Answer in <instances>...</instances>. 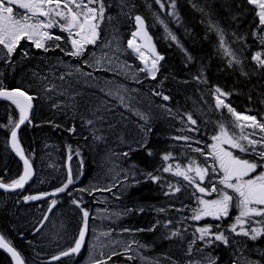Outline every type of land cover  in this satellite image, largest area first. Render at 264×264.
Instances as JSON below:
<instances>
[{"label":"trees","instance_id":"16d2710c","mask_svg":"<svg viewBox=\"0 0 264 264\" xmlns=\"http://www.w3.org/2000/svg\"><path fill=\"white\" fill-rule=\"evenodd\" d=\"M128 1L134 13L144 19L145 30L152 38V45L157 53L164 57L162 61H159L156 79L148 78L146 73L141 72L145 79L143 86L150 96L184 114L193 112L190 101L198 98L204 101L209 98L210 89L219 87L222 92L229 94L224 97L237 112L251 114L264 121V68H258L256 62L252 60L255 52L262 53L264 49V44H261L258 39V35H264V26L259 25L255 10L246 3V0H175V9L171 7L172 0H160V3L156 0ZM112 2L113 0H105L108 11H113ZM161 4L164 6L161 7ZM173 12L175 15L171 14ZM119 28L125 43L136 25L132 20L122 19ZM165 28L171 30L179 43L166 36ZM218 29L223 32L225 42L223 47L220 45ZM53 33L67 36L58 29H55ZM57 43L65 50L70 46L66 40L50 41V50L45 52L35 48L31 43H24L17 47L11 57L0 60V81L9 89L21 87L37 97L34 101L31 123L27 122L18 136L20 147L30 158L34 168V179L31 184L17 192L0 191V235L20 253L25 264H29L30 259L40 260V257L35 251L37 246L33 236L37 225L28 222L29 217L24 215V211L37 221L47 213L52 198L57 201L54 206L56 209L63 208V203L72 204L73 199L86 200L87 192L79 191V189L84 188L86 174L93 169L96 162L91 133L86 123L89 114L85 103H79L81 109L68 106L53 87L55 86L52 72L53 60L64 54L60 48L54 47ZM227 45L231 46L241 63L233 62L229 66L230 59L225 53ZM128 55L138 68L142 67L130 52ZM154 92L168 95L170 99L164 101L161 96L154 95ZM82 109L85 114L82 113ZM9 110V102H0V124L8 123ZM10 114L13 119H18V110L14 106H11ZM154 122L156 128L147 136L148 148L152 150L153 155H147L146 149L137 146L126 151L129 155L125 156L127 160L136 162L147 172L160 170L162 164L160 154L169 150L176 159L184 161V157L178 155L182 148L180 143H174L172 146L173 139L168 126L158 121ZM73 126L76 131L71 133L68 129ZM160 128H162L161 131ZM202 132L198 133L201 140L206 139ZM9 133L8 128H0V181L4 183H10L22 174L20 161L6 147ZM203 142L206 143L205 140ZM69 146L72 150L71 160L68 158ZM202 147L205 148V145L202 144ZM76 150L79 151V156L74 154ZM207 150L205 148V151ZM250 158L253 159L251 156ZM67 163H69L68 167ZM69 166L75 183L70 185L64 193H58L52 198L39 199L36 202L24 201L25 196L48 193L61 187L66 182ZM163 176L164 182L160 181L157 185H164L168 189V184L172 183L173 179L167 174ZM147 185L132 192L133 203L147 204V202L157 201L148 200L152 192H144ZM24 204H26V210L20 212L19 209ZM169 213L174 212L169 211ZM162 214L164 213H157L160 220L164 216ZM143 216H138L137 223V219L127 222L139 227L145 226L151 221V218H148L151 215L147 213ZM229 220L230 216L223 223L213 221V224H224ZM155 230L148 234V241L152 236L159 234V226ZM145 234L144 231L139 233L142 240V235ZM173 241L154 245L157 248L156 252L162 253L172 249L171 252L178 253L176 245H170ZM222 245L213 249L217 264H231L232 259L224 257L228 253ZM186 254L187 251L183 256ZM195 254L197 252L192 251L188 256H195ZM117 258L112 256L110 261ZM0 264H11L2 252H0ZM120 264L136 263L135 259H123Z\"/></svg>","mask_w":264,"mask_h":264},{"label":"rangeland","instance_id":"374dc122","mask_svg":"<svg viewBox=\"0 0 264 264\" xmlns=\"http://www.w3.org/2000/svg\"><path fill=\"white\" fill-rule=\"evenodd\" d=\"M112 7L113 11L107 10L105 13L106 17L110 16L112 19H106L101 24L100 39L97 41L96 45H89L87 51L80 57L66 55L65 52L71 49V46H68V49L63 52V55L53 60L52 67L55 90L61 95L60 97L63 102L68 106L70 105L71 107L81 109L79 108V103L81 104V102H84L89 114L88 119L85 117L87 120H95V117L92 115V110H95L97 107L103 108L106 104V106L111 109V114L105 113V115L108 116L107 121L101 122L96 120L94 124H88L87 126L89 133H91L90 137L93 142L96 162L94 163L93 169L86 174L87 176L83 185L84 188L92 193L89 195V192H87V196H85L87 199L81 201L82 207L90 213L85 242L78 254L62 257L58 261H53L51 259L52 256L59 255L61 251L74 246V240L78 238L79 230L82 226V213L80 209L73 204L63 203V208L56 209L53 207L51 212L47 211L39 220L35 221L34 219L32 220L28 212L24 211L26 210V204H24L19 211H24V215L31 218L28 221L29 223H35V225H37L33 236L36 240L35 246H37L35 251L40 257V260L30 259L29 264H93V262L96 261H105L106 264H120L121 260H128L127 257L129 255L134 257L136 264H173V262H175V264H188V261H201L202 264H207L205 257L211 256L216 258L214 250L221 245L218 244L219 242H216L212 246L205 247L203 241L196 240L198 247L195 251L197 254H195V256H183L186 251L188 252L189 243L195 239L193 234L197 227L212 225L213 231L218 230L215 227L217 224H213V221L204 223L203 220H192L190 218L193 215L192 205L187 207L185 211L183 204H180L177 208H175L176 206L163 204L158 208L151 209L154 217L148 216V218H151V221L147 222L145 226L139 227L132 223H128V227H124V221L131 220L132 218L135 220L138 216L147 214L145 212L147 211L148 205L142 204L141 202L133 203L131 201V195L132 191L141 188V184L147 178L148 172L141 168L140 165L136 164V162L134 163L127 160L123 154L137 147L141 138L145 137V132L141 130L142 127L144 129L150 128L151 131H153V129L156 128L154 121H158V123L168 126L171 130V138L173 139L172 146L174 143H180L182 147L178 155H181V157L183 156L184 161H179V159H176L172 154L173 159H170L167 164H172L173 167H175L176 163L186 166L190 158H195L199 164H204V158L200 156V154L193 152L192 148H204L201 144L205 145V148H207V145L214 143L211 137L218 132L221 123L230 131L236 133H239L240 129L233 127L235 117L228 112L227 108L216 107V96L219 94L215 93V89H210L208 91L209 98L204 99V101L202 99L199 100V98L190 101L193 112L184 114H181L173 107L165 106L154 97L150 96L143 86L145 79L141 72L138 71L139 68L137 64L130 60L128 52H130L141 65H143V63L132 53V50L127 47L128 40L125 43L123 42L122 33L119 28L122 19L132 20L133 23H135L134 17L137 14L134 13L133 7L128 0H125L124 4L121 3V0H113ZM55 29L59 30V28H53L51 31L53 32ZM134 31H136V28ZM165 31L166 36L171 38V36H169V32L172 34L171 30L165 28ZM130 38L131 36L129 39ZM137 42L142 46V49H145L147 52V49L143 47L144 41L141 40L139 36L137 37ZM175 42L179 43L178 39H176ZM24 43L31 42L22 40L19 45H24ZM150 43L152 44L151 41ZM229 50L238 58L231 46L227 45L225 46V53L229 59H233L232 56L227 54ZM5 52L6 50H0V60L6 57ZM262 54H264V49ZM79 58L80 60H78ZM97 59L100 60L99 64L95 63ZM85 61H87V63H85ZM149 63L150 66L151 57H149ZM77 69H80V71H77ZM144 73H146L147 77L149 76L147 72ZM62 75L64 76L63 80L60 79ZM148 78H150V76ZM109 92L113 93V95H108ZM120 96L124 97L123 104L119 99ZM220 98L224 99L225 103L229 104L224 96ZM82 113L85 114L83 109ZM137 113L147 117V120L141 119L140 115ZM100 114L101 113H97V115ZM188 114H191L193 119L197 121L196 125H192L188 121ZM257 119L264 122L262 119ZM240 123L248 122L241 121ZM109 124H112L113 127H109ZM199 128L201 130L203 129L202 131L205 132V136H208L204 139L206 143L195 136L202 132ZM191 129L195 130L193 131ZM161 130L162 128H160V131ZM151 131L147 132L146 139ZM251 131L252 129L245 128L246 133ZM256 131L259 133L258 129ZM96 136H102L103 139L97 140L95 139ZM184 136L191 137L192 139L187 142L174 139L175 137ZM255 138L258 139L259 136ZM196 141H200V143L197 144ZM188 144H191V148L188 147ZM225 147H227V145H225ZM170 151L171 150L160 154L162 163L160 172L164 175L173 176L171 173H164L162 171L163 167L167 166L162 156L166 153H171ZM232 151H234L236 155H241L244 158H246L245 155L249 156L248 154L239 153L238 150ZM250 156L253 157L254 155ZM131 162L132 164L134 163V165H132ZM190 175L195 174L190 173ZM209 177L213 182L218 180L215 175H210ZM177 179L183 182H179L178 186L184 188L183 184H186V182L180 177H177ZM171 184L177 185L174 181ZM187 186L190 187L189 185ZM108 187L112 188L111 192H95V189H104ZM130 202L132 203L130 204ZM166 203L178 204L184 203V200H177V202L166 201ZM141 208L143 211H140ZM159 208H164L166 210L163 212L164 216L161 220L157 217V212H159L157 209ZM134 209H136L135 212ZM170 209H173V212L176 211V214L169 213L168 210ZM177 209L180 210L178 211ZM235 209L236 208L233 207L230 210V220L228 222L219 224L221 226L220 230L226 231L231 223L234 222L235 216L238 215L239 212L238 209L236 211ZM45 215L48 216L47 220L43 219ZM169 220H171L172 223L168 225V227H165L164 225ZM41 221H43V223H41ZM157 221L160 223L157 224ZM137 222L138 219L136 220V223ZM153 225H156V227L159 226V234L152 236L151 240L147 241L150 245H147L146 242L140 238L139 232L136 230L143 227L147 229ZM37 229H39V231H37ZM125 229H129L130 231H125ZM177 229L180 235L172 237L171 239H166V237L170 236L171 231ZM154 231H150L149 233ZM226 234L230 237V243L228 247L224 245H222V247L228 253L224 256L225 259H232L231 264H247L248 261H259L260 264H264V255H262V253H264V236H261L256 241H251L244 236H235L227 231ZM196 235L198 236L199 234L196 233ZM174 239L176 240L173 241ZM233 240L238 243L233 244ZM165 241H173L170 245H176V250H179V252H171V249V251L166 250L160 254L155 253L154 245L162 244V242ZM129 245L131 246L130 251L125 252L126 246ZM193 245L192 250L194 247ZM199 249H203V251H199ZM109 256H117L118 262H116L117 259L110 261Z\"/></svg>","mask_w":264,"mask_h":264},{"label":"snow or ice","instance_id":"6c2138e0","mask_svg":"<svg viewBox=\"0 0 264 264\" xmlns=\"http://www.w3.org/2000/svg\"><path fill=\"white\" fill-rule=\"evenodd\" d=\"M125 0H121L124 4ZM160 3V0H156ZM246 3L253 7L255 15L258 17L259 25L264 26V0H246ZM164 5L161 4V7ZM108 5L105 0H0V50H6L5 56L11 57L22 40H26L32 43L37 49H42L47 52L50 50V41H65L70 44L71 49L66 51L65 54L72 57L83 56L87 51L89 45H96L100 39V26L107 19L111 20L112 17H106ZM171 7L175 9V0H172ZM22 10V11H18ZM175 15V12L171 13ZM136 31L131 33V38L127 41V47L134 53L138 54L139 59L143 63V67L139 68L140 72H147L151 79H156L159 71V61L164 59L159 55L154 47L150 43L151 37L145 30L144 19L136 15L134 17ZM53 28H59L62 33H66L67 36L55 35L51 30ZM220 32V45L224 46L223 32ZM258 35V34H257ZM144 41L143 47L147 49L149 55H145L142 51V46L137 43V37ZM172 40L177 38L169 32ZM258 39L261 44H264V35H258ZM110 46V45H109ZM55 48H60V44L54 45ZM61 51L65 49L60 48ZM233 59L228 61L229 66L233 62L239 64L241 61L235 57L234 53L230 50L227 52ZM26 55V53H25ZM149 57H151V66L149 67ZM252 60L256 62L258 68H264V54L260 51L255 52L252 56ZM10 62V61H6ZM87 63V61H85ZM96 64L100 63V60H95ZM80 71V69H77ZM90 75V74H89ZM61 80L64 79L62 75ZM199 79V77H196ZM55 87V86H53ZM51 90V89H47ZM103 91V90H102ZM215 93L216 107L227 108L235 120L233 121V127L239 128V133L230 131L223 123L219 125L218 132L211 137L214 142L207 145V151L204 148L196 147L192 148L193 152L200 154L204 158V164H199L195 158H190L189 163L186 166H182L176 163L175 167L172 164H167L170 159H173L171 153H166L162 156L163 161L166 162L162 171L164 173H171L176 177L182 178L187 182V185L192 186L195 191L192 193L196 197L198 207L192 209L193 215L190 217L194 221H200L205 217H211L217 221L226 219L230 210L235 207L239 210L238 215L235 216L234 222L226 230L235 236H244L251 241L258 240L261 236H264V122H261L254 115H247L237 112L229 104L225 103L221 96H227L228 93L222 92L217 87ZM108 95H113L109 92ZM154 95L161 96L164 101H168L170 97L160 92H154ZM36 96L29 94L27 90L21 87L7 88L2 81H0V100L7 101L10 104L8 123L0 124V128H8L10 131V145L16 155L23 161V173L17 178L13 179L10 183H4L0 181V189L4 190H16L22 189L25 184L33 176V169L30 163V158L26 156L24 150L20 147L18 141V129L26 122L31 123V112L34 108V101ZM121 103H124V97H119ZM11 106H14L18 110V119H13L10 114ZM55 106V105H54ZM97 113H101L97 115ZM105 113L111 114V109L105 106L103 108L97 107L92 110V115L95 120L89 119L87 124L92 125L96 120L105 122L108 116ZM140 115L141 119L147 120V117ZM122 115V114H121ZM188 121L192 125H196L197 121L193 119L191 114L187 115ZM248 122V123H240ZM51 123V122H49ZM60 127L59 125H54ZM109 127H113L109 124ZM245 128L252 129L251 132L246 133ZM259 130L257 133L256 130ZM145 132V137H142L138 142L139 148L146 149L147 155H153V152L148 148V142L146 139L147 132L151 129L141 128ZM195 130V129H191ZM69 132L74 133L75 127L68 129ZM259 136V138H255ZM95 139L102 140V136H96ZM177 140L190 141L192 138L188 136L175 137ZM200 143V141H196ZM227 145V147H225ZM191 148V144H188ZM231 149V150H230ZM238 150L239 153L254 155L255 159H247L241 155H236L234 151ZM69 160L72 158L71 146H69ZM79 156V151L74 153ZM124 156H128L129 153L125 152ZM83 162L81 161V167ZM258 169H260L258 171ZM194 173L195 175H190ZM210 175H215L218 180L213 182L209 181L210 187L201 186L202 182ZM148 179L154 183H159L160 176L154 175L152 172L147 173ZM75 183L72 169L69 166L67 172L66 182L61 187L56 188L52 193H40L38 195H28L23 199L25 202L36 201L42 198H46L49 195L55 196L58 193H64L70 185ZM168 191L164 194L166 196H172L181 192V187L175 184H168ZM82 192H89L86 189H79ZM95 191H108L111 192L112 188L95 189ZM197 193L201 195H196ZM215 195L214 199H205V195ZM71 195V193H69ZM73 205L80 209L82 213V226L79 230L78 238L74 240V246L69 247L67 250L61 251L59 255L51 257L53 261H58L62 257H69L78 254L82 245L85 242V236L88 229V219L90 213L88 210L82 207L81 201L73 199L71 201ZM57 204L55 199L51 200L49 212ZM178 211L180 209H177ZM140 211H143L141 208ZM159 212H165L164 208L157 209ZM44 220L48 219L45 215ZM43 223V221H41ZM160 222L157 221V224ZM172 223L171 220L167 221L164 225L168 227ZM258 225V226H253ZM217 231H213L212 225H206L203 227H197L193 234L195 239L189 243L188 255L192 253V245L196 240L203 241L205 247L212 246L216 242L223 244L225 247L229 246L230 237L226 234L225 230H220V225L217 224ZM156 225L148 229H137L136 231H154ZM239 229V230H238ZM39 231V229H37ZM125 231H130L125 229ZM196 233L199 235L197 236ZM180 235L179 230L171 231L170 236L166 239H171ZM233 244L238 243L233 240ZM0 248L6 249L12 256L15 264H25L21 258L20 253L6 243L5 238L0 235ZM131 246H126L125 252L130 251ZM203 251V249H199ZM116 254V253H114ZM264 255V253H262ZM129 260L134 259L133 256L127 257ZM111 259V256H109ZM207 264H217L216 258L205 257ZM93 264H106L105 261H96ZM175 264V262H173ZM188 264H202L201 261H188ZM247 264H260L259 261H248Z\"/></svg>","mask_w":264,"mask_h":264},{"label":"flooded vegetation","instance_id":"af4514ba","mask_svg":"<svg viewBox=\"0 0 264 264\" xmlns=\"http://www.w3.org/2000/svg\"><path fill=\"white\" fill-rule=\"evenodd\" d=\"M260 169H258V171H259ZM154 175H157V176H160L161 177V180L160 181H163L164 182V179L162 178V175H164V174H162L161 172H160V170H158V171H153L152 172ZM165 176V175H164ZM169 177L171 178V179H173L172 180V182L174 181V182H176V184L178 185V183L180 182V183H183V182H181L180 180H178L177 179V177L176 176H170L169 175ZM218 178V177H217ZM183 180V179H182ZM159 181V182H160ZM209 181H210V177H207V180L205 179L203 182H202V184H201V186H208V187H210L211 185H210V183H209ZM184 182H186V181H184ZM148 184V185H147ZM158 183H154V182H152L150 179H148V177L142 182V184H141V187L143 186V185H147L146 187H145V189H144V192H148V191H151L152 192V194L149 196L148 194V200L150 199V200H157V201H151V202H147V205H148V208H147V213H149L150 215H151V217H154V215H152V212H151V209L153 208V209H155V208H158L159 206H161V205H172V206H176L175 208H177V206H179L180 204H183L184 205V207H185V211L187 210V207H189V206H193V208L192 209H194V208H196V207H198V205H197V201H196V197L195 196H193L192 195V193L195 191V189L192 187V186H190V187H188L186 184H187V182H186V184H183L184 185V188H181V192H179V193H176L175 195H172V196H166L164 193L166 192V191H168L169 189H167L166 187H164V186H161V185H157ZM189 188V189H187V188ZM196 195H201V194H199V193H197ZM215 195L216 194H213L212 196H207V195H205L203 198H205V199H214L215 198ZM177 200L179 201V200H184V203H178V204H170V203H166V201H170V202H177ZM145 204V203H144ZM146 205V204H145ZM147 207V206H146ZM173 209H170V210H168V212L169 211H172ZM237 209H235V211H236ZM49 212V211H48ZM173 212V211H172ZM176 211H174V213H175ZM158 213V212H157ZM159 213H161V212H159ZM155 214H156V212H155ZM163 215V214H162ZM228 218V217H227ZM227 218L226 219H223V220H220V221H217V220H215V219H213V218H211V217H205V218H203L202 220L204 221V223H208V222H212V221H214V222H217V223H223V222H225L226 220H227ZM131 220H134L133 218L131 219ZM202 220H200V221H202ZM124 227L125 228H127L128 227V222L127 221H124ZM131 228H133V227H131ZM148 229V228H147ZM142 231H139V233H141ZM146 234L145 235H142L143 236V241H145L146 242V244L147 245H150L149 243H147V241H148V234H149V232L150 231H144ZM194 247H193V250L195 251V249L198 247V244H197V242H195V244L193 245ZM156 247L154 246V252L155 253H158V254H160L159 252H156Z\"/></svg>","mask_w":264,"mask_h":264},{"label":"water","instance_id":"95a60500","mask_svg":"<svg viewBox=\"0 0 264 264\" xmlns=\"http://www.w3.org/2000/svg\"><path fill=\"white\" fill-rule=\"evenodd\" d=\"M3 100H0V102H2ZM32 112H33V110H32ZM32 112H31V114H32ZM27 123V122H26ZM25 123V124H26ZM24 124V125H25ZM24 125H22L21 127H20V129H18V136H19V133H20V131H21V129L24 127ZM7 148H8V150L10 151V153L13 155V156H15L19 161H20V163H21V165H22V173H23V161L16 155V153L12 150V148H11V145H10V133H9V135H8V138H7ZM67 167H68V163H67ZM32 169H33V176L30 178V180L25 184V186L24 187H26V186H28L29 184H31L32 183V181H33V179H34V176H35V171H34V168H33V166H32ZM23 187V188H24ZM19 190H21V189H16V190H4V189H0V191L1 192H3V193H14V192H17V191H19ZM52 192H54V191H51V192H48V193H52ZM57 195V194H56ZM51 196H53V195H49V196H47V197H51ZM6 241V240H5ZM6 243H8L7 241H6ZM9 244V243H8ZM0 252H2L4 255H6L7 256V258L10 260V262H11V264H15V262H14V260L12 259V256H11V254L6 250V249H2V248H0ZM22 258V257H21Z\"/></svg>","mask_w":264,"mask_h":264},{"label":"bare ground","instance_id":"6f19581e","mask_svg":"<svg viewBox=\"0 0 264 264\" xmlns=\"http://www.w3.org/2000/svg\"><path fill=\"white\" fill-rule=\"evenodd\" d=\"M138 43V42H137ZM139 44V43H138ZM142 51H144V49H141ZM145 52V55H147V52L146 51H144ZM132 53L136 56V57H138V54H136V53H134L133 51H132ZM139 58V57H138ZM151 66V65H150ZM149 66V67H150ZM149 77V76H148ZM191 125V124H190ZM195 127H197V126H195ZM193 128V127H192ZM198 128V127H197ZM201 128V127H200ZM199 128V129H200ZM203 130V129H202ZM201 131V130H200ZM175 132V131H174ZM203 133V132H202ZM205 133V132H204ZM203 133V134H204ZM201 134V133H200ZM191 135V134H190ZM203 136V135H202ZM207 136V135H206ZM193 137H195V136H193ZM205 137V136H204ZM208 137V136H207ZM194 139V138H193ZM196 140V139H195ZM204 140V139H203ZM131 164H132V162H131ZM132 165H134V163L132 164ZM139 167V166H138ZM142 168V167H141ZM141 170H143V169H141ZM132 184V183H131ZM128 186V185H127ZM132 186V185H131ZM128 189V188H127ZM96 192V191H95ZM129 192H131V191H129ZM133 192V191H132ZM127 195V194H126ZM124 197H126V196H124ZM128 200V199H127ZM134 208V207H133ZM37 218V217H36ZM31 218H29V220H30ZM38 219V218H37ZM40 219V218H39ZM32 220H33V217H32ZM36 221V220H35ZM117 224V223H116ZM113 226H114V224H113ZM112 226V227H113ZM118 226V225H117ZM114 228V227H113ZM248 252V251H247ZM213 254V253H212ZM212 254H210V255H212ZM171 258H173V257H171ZM216 261H217V259H216Z\"/></svg>","mask_w":264,"mask_h":264}]
</instances>
